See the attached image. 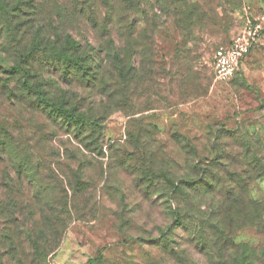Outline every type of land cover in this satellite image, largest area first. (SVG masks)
Listing matches in <instances>:
<instances>
[{"label": "rangeland", "instance_id": "obj_1", "mask_svg": "<svg viewBox=\"0 0 264 264\" xmlns=\"http://www.w3.org/2000/svg\"><path fill=\"white\" fill-rule=\"evenodd\" d=\"M193 2L203 11L215 8L217 17L194 25L189 35L177 16L161 7L146 19L141 7L130 10L131 74L125 87L117 85L110 60L124 40L113 34V23L98 4L100 27L71 12L72 0H33L43 7L42 15L25 8L29 20L13 36L0 23V120L18 144L32 150L49 180L58 181L56 197L63 189L69 193L68 226L50 264H90L99 255V264H219L227 254H237V247L203 253L193 231L176 218L178 209L188 212L190 207L207 223L222 222L217 198L198 195L183 201L170 193L164 179L147 187L141 172L153 161L176 180L186 176L199 155L212 160L222 151L237 164L247 146L264 159V0ZM257 23L262 36L240 71L216 80L215 51ZM68 36L79 44L73 51L88 57L95 70L103 65L104 84L88 87L80 78L70 80L30 49L35 38L62 47ZM20 57L30 62V80L46 99L98 119L97 128L75 129L35 94H27L22 75L4 70ZM222 133L229 135L219 138ZM4 166L0 163V171ZM249 194L264 199V177L252 183ZM183 219L196 227L195 217ZM252 224L244 223L234 239L261 255L264 225ZM262 257L254 264H264Z\"/></svg>", "mask_w": 264, "mask_h": 264}, {"label": "trees", "instance_id": "obj_2", "mask_svg": "<svg viewBox=\"0 0 264 264\" xmlns=\"http://www.w3.org/2000/svg\"><path fill=\"white\" fill-rule=\"evenodd\" d=\"M80 1L72 0L73 8L69 10L88 18L93 25L100 27L101 23L95 10L98 4L97 6L106 10L107 19L113 23L111 30L113 34L124 40V44L117 45L116 51L112 53L113 59L110 58L113 61V70L111 71H115L117 85L122 87L127 86L131 74L130 54L132 49L128 37L131 33L130 10L141 7L146 19L147 13L150 11L156 13L157 7H161L168 14L177 16L178 25L188 35L192 34L194 25H202V21L205 25L208 20L214 22L217 17L215 8H211V11H203L201 10L202 5L193 2V0ZM28 6L31 7L30 11L35 17L42 15L43 7L37 6L36 3L34 5L33 0H0V23L7 34L16 35L18 25H26L29 20V16H26L29 10L25 11V8ZM101 26L104 30L108 29L105 21ZM78 45V42L71 36L67 37L66 44L62 47H59L55 42H44L40 38H35L30 49L35 50L36 56L43 63L60 69L63 75L69 77L70 80L72 77L80 78L88 87H94L98 81L100 84H104L103 65L100 64L99 69L95 70L92 63H89L88 57L73 51ZM137 51L135 50V53ZM30 69V62L26 64L25 59L21 57L17 63L4 68L10 74H21L23 77L22 86L26 93L35 94L36 98H40L39 101L44 102L46 109L63 117L68 124L74 125L75 129L85 131L97 128L98 119L88 117L84 113H77L75 107H65L63 103H55L46 99L45 92L31 82L30 78L33 77V74ZM1 80L2 78H0V82ZM122 92L124 94L125 89ZM125 97L122 96V99ZM88 126L90 128L86 129ZM223 135L229 134L222 133L218 137L221 138ZM230 137L235 138L236 135L232 134ZM31 151V149L18 144L13 133L0 120V163L5 164L0 171V264H50L49 256L58 247L68 226L64 215L70 212L67 201L69 193L63 189L62 195L56 197L54 191L59 187L58 181L49 180V174L44 171L45 166L42 167L38 162H34ZM231 155L226 158V152H217L216 157L212 160L199 155V159L190 163L186 176H180L176 180L174 177L172 179L168 170L155 168L151 161L147 166L141 168L142 177L147 180V187L151 188L155 185L157 178L164 179L171 188L170 193L182 198L183 201L198 195H213L215 199L217 198L220 204V213L216 215L220 216L224 213L222 222L207 223L205 218H199L197 213H192L194 211L190 212V207H188V212H180L178 209L176 211L177 220L181 219L186 222L183 223L187 229L193 231L192 234L198 245L202 246L203 253L215 248L226 249L227 253H229V248L237 247L239 249L237 254L230 256V253L223 257L218 262L219 264H254L256 258L259 260L263 258L264 251L260 255L259 251L252 249L250 245H237L234 238L235 231L241 230L244 223L264 225L261 221V215L264 214V199H253L249 194L252 183L264 177V159L249 146L244 152V157L241 156L237 164ZM184 217L190 220L195 217L197 219L195 220L196 227H193L191 222L187 223L183 219ZM209 218L213 219V217ZM8 259H10V263L5 261ZM100 262H102V255L90 260V264H99Z\"/></svg>", "mask_w": 264, "mask_h": 264}, {"label": "built area", "instance_id": "obj_3", "mask_svg": "<svg viewBox=\"0 0 264 264\" xmlns=\"http://www.w3.org/2000/svg\"><path fill=\"white\" fill-rule=\"evenodd\" d=\"M262 27L261 23L253 25L244 35L215 51L213 69L216 80H229L240 70L244 59L258 44Z\"/></svg>", "mask_w": 264, "mask_h": 264}]
</instances>
